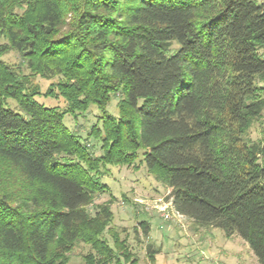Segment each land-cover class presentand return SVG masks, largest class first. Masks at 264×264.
<instances>
[{"label":"trees","instance_id":"16d2710c","mask_svg":"<svg viewBox=\"0 0 264 264\" xmlns=\"http://www.w3.org/2000/svg\"><path fill=\"white\" fill-rule=\"evenodd\" d=\"M260 49L264 0H0V264H67L76 241L86 264H138L110 202L87 206L108 189L103 170L140 150L176 213L264 264V139L249 135ZM11 51L26 73L2 59ZM36 77L56 78L42 95L64 108L36 99ZM91 110L93 145L65 123Z\"/></svg>","mask_w":264,"mask_h":264},{"label":"rangeland","instance_id":"374dc122","mask_svg":"<svg viewBox=\"0 0 264 264\" xmlns=\"http://www.w3.org/2000/svg\"><path fill=\"white\" fill-rule=\"evenodd\" d=\"M260 52L264 56V49H260ZM2 59L13 66H19L26 73L15 52L4 54ZM55 81L56 78L36 77L35 82L41 92L36 99L45 106L64 108L62 96L42 95ZM260 85L264 86V82ZM119 98L113 97L108 104L110 112L116 113ZM96 114L95 110H91L76 118L66 115L65 123L83 138L81 142L84 144H95V141L87 140L86 137L90 124L96 121ZM249 135L254 140L264 139V111L252 125ZM93 151L98 153V147L95 146ZM141 152L134 165H108L102 173V181L108 189L97 195L87 206L93 212L97 205L110 202L113 217L109 227L120 239L125 240L138 264H259L248 244L239 236L226 237L220 228L200 227L177 214L171 206V200L167 198L170 189L139 163ZM141 221L148 226L146 233L140 225ZM104 236L113 246L110 235L105 232ZM148 249L156 251L153 262L148 256ZM90 251L88 243L76 241L64 253L68 258L67 264H86L84 255Z\"/></svg>","mask_w":264,"mask_h":264},{"label":"built area","instance_id":"2783aa9c","mask_svg":"<svg viewBox=\"0 0 264 264\" xmlns=\"http://www.w3.org/2000/svg\"><path fill=\"white\" fill-rule=\"evenodd\" d=\"M178 214V213H177ZM180 215V214H179ZM166 217H168V215H165Z\"/></svg>","mask_w":264,"mask_h":264}]
</instances>
